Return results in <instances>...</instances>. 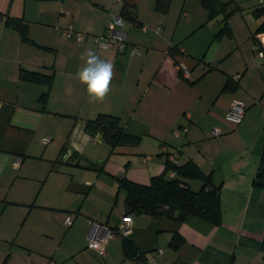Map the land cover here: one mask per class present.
I'll return each instance as SVG.
<instances>
[{
    "label": "crops",
    "instance_id": "0c3cea01",
    "mask_svg": "<svg viewBox=\"0 0 264 264\" xmlns=\"http://www.w3.org/2000/svg\"><path fill=\"white\" fill-rule=\"evenodd\" d=\"M126 3L136 20L126 19L118 51L96 41L109 14L121 12L115 0H0V264H264V55L255 41L264 51V32L254 34L262 18L253 12L262 0H234L228 11L241 9L228 16L231 33L220 34L226 15L211 16L204 0H170L167 10L159 0ZM78 31L87 34L81 42ZM88 49L114 65L103 103L90 102L76 76ZM235 99L246 105L239 124L227 117ZM101 113L118 116L140 142L113 147L88 133ZM173 152L221 186V223L140 212L121 234L119 178L150 183ZM95 225L108 237L105 253L89 246ZM125 238L137 255H126Z\"/></svg>",
    "mask_w": 264,
    "mask_h": 264
},
{
    "label": "trees",
    "instance_id": "16d2710c",
    "mask_svg": "<svg viewBox=\"0 0 264 264\" xmlns=\"http://www.w3.org/2000/svg\"><path fill=\"white\" fill-rule=\"evenodd\" d=\"M234 0L222 2L221 0H204V3L211 8L212 15L225 13L224 25L220 33H231V28L228 22V16L234 10L241 9L235 4V7L228 11ZM170 0H159V8L167 10ZM121 16L132 21L136 20V15L131 7L125 2L121 6ZM254 14L258 18H262V22L255 30L254 34L264 32V0L261 6L254 9ZM24 39L28 40L26 25L23 24ZM256 44H260L255 40ZM184 76V71L181 68ZM22 77L27 79L46 80L50 82L51 77L45 76L34 71L23 70ZM185 77V76H184ZM237 84L235 81H230L227 86L232 87ZM43 95L42 100L46 99ZM86 131L96 137L99 134L104 135V139L113 147L119 144H138L140 137L129 134L124 130L118 116L101 113L94 119H89L86 123ZM85 165H88L85 163ZM264 171V163L262 165ZM174 172L170 177L169 173ZM187 178H200L204 181V185L200 190L192 189L186 182ZM120 184L126 190V215L132 213L146 212L150 214H166L177 216L179 219H186L191 215H197L204 219L219 224L223 218L222 201H221V186L214 183L211 175H208L203 169L193 160H188L182 163H175L169 158L166 164V170L161 174L154 176L150 183H140L132 181L126 177L119 178ZM180 241V237H179ZM178 241V242H179ZM124 248L126 255L133 257L138 254V249L132 240L124 239Z\"/></svg>",
    "mask_w": 264,
    "mask_h": 264
},
{
    "label": "built area",
    "instance_id": "2783aa9c",
    "mask_svg": "<svg viewBox=\"0 0 264 264\" xmlns=\"http://www.w3.org/2000/svg\"><path fill=\"white\" fill-rule=\"evenodd\" d=\"M118 5H124L126 0H115ZM126 22L124 18L119 13H110L106 25V30L102 35L96 37V41L100 43L102 46L111 49H117L118 51H123L127 45V30L125 29ZM75 30L73 27H69L64 30L65 33H70V36L73 35ZM86 33L82 31L77 32L78 41H83L86 38ZM82 37V40H81ZM135 52H141V47H134ZM256 51L259 55H264V51L260 48V45L256 44ZM183 69V68H182ZM184 76L191 77V72L189 69L184 68ZM246 114V105L240 100H233L231 107L227 113V117L233 122L239 124L242 122L244 116ZM181 130L176 129V133L179 134ZM214 134H220V129L215 128ZM51 138H46V141H50ZM65 157L70 158L71 152H65ZM169 158L175 163H179V154L177 152H173L169 154ZM174 174V172H172ZM74 214H70L66 219V224L69 226L74 221ZM132 226V218L130 215L124 217L122 224L119 227V232L123 235H127L131 231ZM95 230L92 231L90 235L89 246L95 249H98L101 253H105V245L108 241V237L101 238L99 236V225H95ZM109 235H112V232L109 231ZM108 235V236H109Z\"/></svg>",
    "mask_w": 264,
    "mask_h": 264
},
{
    "label": "clouds",
    "instance_id": "9594fccd",
    "mask_svg": "<svg viewBox=\"0 0 264 264\" xmlns=\"http://www.w3.org/2000/svg\"><path fill=\"white\" fill-rule=\"evenodd\" d=\"M65 36L70 38V33H65ZM80 59L83 61V66L76 73L79 82L86 86L90 102L103 103L111 90L114 65L102 59L92 49L83 53Z\"/></svg>",
    "mask_w": 264,
    "mask_h": 264
},
{
    "label": "water",
    "instance_id": "95a60500",
    "mask_svg": "<svg viewBox=\"0 0 264 264\" xmlns=\"http://www.w3.org/2000/svg\"><path fill=\"white\" fill-rule=\"evenodd\" d=\"M101 137H102V135H101Z\"/></svg>",
    "mask_w": 264,
    "mask_h": 264
}]
</instances>
